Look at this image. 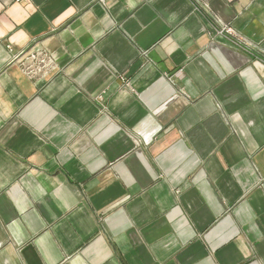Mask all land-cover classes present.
<instances>
[{
    "label": "crops",
    "instance_id": "1",
    "mask_svg": "<svg viewBox=\"0 0 264 264\" xmlns=\"http://www.w3.org/2000/svg\"><path fill=\"white\" fill-rule=\"evenodd\" d=\"M0 264H264V0H0Z\"/></svg>",
    "mask_w": 264,
    "mask_h": 264
},
{
    "label": "built area",
    "instance_id": "2",
    "mask_svg": "<svg viewBox=\"0 0 264 264\" xmlns=\"http://www.w3.org/2000/svg\"><path fill=\"white\" fill-rule=\"evenodd\" d=\"M34 59H37V58L34 57ZM38 59H39V58H38ZM40 61H41V62L39 63L40 66H44V65L46 64V61H45L43 58H40ZM36 70H39V69L36 68Z\"/></svg>",
    "mask_w": 264,
    "mask_h": 264
}]
</instances>
